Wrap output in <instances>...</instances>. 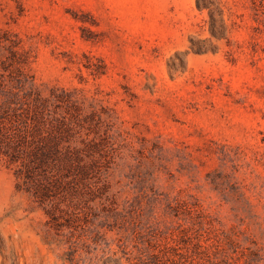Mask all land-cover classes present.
<instances>
[{
	"label": "rangeland",
	"instance_id": "rangeland-1",
	"mask_svg": "<svg viewBox=\"0 0 264 264\" xmlns=\"http://www.w3.org/2000/svg\"><path fill=\"white\" fill-rule=\"evenodd\" d=\"M15 68L100 117L119 212L49 234L0 160V264H264L251 0H0V74Z\"/></svg>",
	"mask_w": 264,
	"mask_h": 264
},
{
	"label": "trees",
	"instance_id": "trees-1",
	"mask_svg": "<svg viewBox=\"0 0 264 264\" xmlns=\"http://www.w3.org/2000/svg\"><path fill=\"white\" fill-rule=\"evenodd\" d=\"M251 2L264 16V0ZM12 73L0 74V160L17 191L43 211L49 234L75 229L77 221L109 227L119 212L108 179L115 157L100 117L85 113L69 92L43 94L19 68Z\"/></svg>",
	"mask_w": 264,
	"mask_h": 264
}]
</instances>
